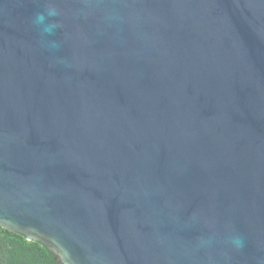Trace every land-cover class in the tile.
<instances>
[{"label":"water","instance_id":"obj_1","mask_svg":"<svg viewBox=\"0 0 264 264\" xmlns=\"http://www.w3.org/2000/svg\"><path fill=\"white\" fill-rule=\"evenodd\" d=\"M0 227L58 264H264V0H0Z\"/></svg>","mask_w":264,"mask_h":264},{"label":"trees","instance_id":"obj_2","mask_svg":"<svg viewBox=\"0 0 264 264\" xmlns=\"http://www.w3.org/2000/svg\"><path fill=\"white\" fill-rule=\"evenodd\" d=\"M0 264L58 263L44 245L0 227Z\"/></svg>","mask_w":264,"mask_h":264}]
</instances>
